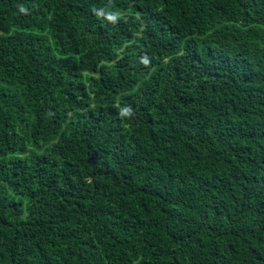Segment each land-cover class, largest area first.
<instances>
[{"label": "trees", "instance_id": "1", "mask_svg": "<svg viewBox=\"0 0 264 264\" xmlns=\"http://www.w3.org/2000/svg\"><path fill=\"white\" fill-rule=\"evenodd\" d=\"M0 264H264V0H0Z\"/></svg>", "mask_w": 264, "mask_h": 264}, {"label": "clouds", "instance_id": "2", "mask_svg": "<svg viewBox=\"0 0 264 264\" xmlns=\"http://www.w3.org/2000/svg\"><path fill=\"white\" fill-rule=\"evenodd\" d=\"M21 11L23 12L25 10L23 8H21ZM109 19L114 20L115 18L110 16ZM129 111H130L129 109H124V114H128Z\"/></svg>", "mask_w": 264, "mask_h": 264}]
</instances>
